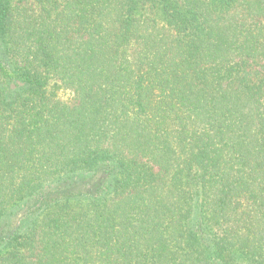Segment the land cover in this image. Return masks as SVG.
Masks as SVG:
<instances>
[{
  "label": "trees",
  "instance_id": "16d2710c",
  "mask_svg": "<svg viewBox=\"0 0 264 264\" xmlns=\"http://www.w3.org/2000/svg\"><path fill=\"white\" fill-rule=\"evenodd\" d=\"M262 255L264 0H0V264Z\"/></svg>",
  "mask_w": 264,
  "mask_h": 264
},
{
  "label": "rangeland",
  "instance_id": "374dc122",
  "mask_svg": "<svg viewBox=\"0 0 264 264\" xmlns=\"http://www.w3.org/2000/svg\"><path fill=\"white\" fill-rule=\"evenodd\" d=\"M67 92H64V93H61V96H63V97H66L67 96V94H66ZM261 257H264V255H262ZM255 261H260V260H255ZM239 264H247L246 262H241V263H239Z\"/></svg>",
  "mask_w": 264,
  "mask_h": 264
}]
</instances>
